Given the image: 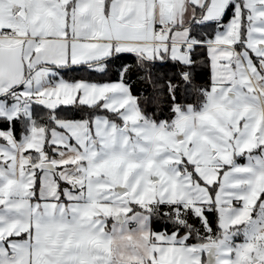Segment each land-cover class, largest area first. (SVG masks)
I'll use <instances>...</instances> for the list:
<instances>
[{"label": "snow or ice", "instance_id": "obj_1", "mask_svg": "<svg viewBox=\"0 0 264 264\" xmlns=\"http://www.w3.org/2000/svg\"><path fill=\"white\" fill-rule=\"evenodd\" d=\"M0 264H264V0H0Z\"/></svg>", "mask_w": 264, "mask_h": 264}, {"label": "trees", "instance_id": "obj_2", "mask_svg": "<svg viewBox=\"0 0 264 264\" xmlns=\"http://www.w3.org/2000/svg\"><path fill=\"white\" fill-rule=\"evenodd\" d=\"M76 78H88V79H93V80L105 79V78L97 77V76H88V74H86V73L76 74ZM112 78L114 79V77H112ZM206 79H207V76L205 74V81H206ZM164 116H165V118H167V116H168V113L166 112V110H165Z\"/></svg>", "mask_w": 264, "mask_h": 264}]
</instances>
